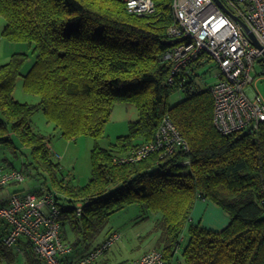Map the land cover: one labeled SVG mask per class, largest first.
<instances>
[{"label":"trees","instance_id":"16d2710c","mask_svg":"<svg viewBox=\"0 0 264 264\" xmlns=\"http://www.w3.org/2000/svg\"><path fill=\"white\" fill-rule=\"evenodd\" d=\"M152 1L154 12L140 14L129 9L128 0H0L3 37L31 49L0 64V147L18 157L25 146L33 158L23 163L24 179L0 191L28 177L39 184L27 193H0V206H9L13 195L56 193L61 237L79 249L95 242L112 214L138 205L156 216L155 248L170 264H264V121L254 133L223 134L216 128L212 84L203 87L196 80L210 56L169 82L171 64L163 57L174 46L173 0ZM31 55L33 63L23 72ZM20 78L24 92L39 97L37 103L14 97ZM173 92L183 95L175 104ZM118 103L132 104L139 117L126 135L103 147L99 141ZM38 111L66 138H94L87 183L60 175L48 137L31 125ZM165 116L189 151L122 161L154 138ZM186 159L189 164H182ZM1 163L6 171L18 170ZM199 199L228 212L230 223L215 231L193 222ZM8 231L4 222L0 264H40L26 236L13 246L5 243Z\"/></svg>","mask_w":264,"mask_h":264},{"label":"built area","instance_id":"2783aa9c","mask_svg":"<svg viewBox=\"0 0 264 264\" xmlns=\"http://www.w3.org/2000/svg\"><path fill=\"white\" fill-rule=\"evenodd\" d=\"M220 2L173 0L174 23L169 34L174 46L163 57L171 64L169 82L210 56L219 65L217 79L211 85L216 128L223 134L254 133L264 121V96L257 87H252L257 83L253 76L256 63L264 68V0ZM128 6L140 14L155 10L152 0H128ZM155 151L167 155L189 151V144L170 116L161 120L151 141L140 145L122 161H139ZM182 164H189V159ZM24 177L21 170H4L0 162V186ZM77 210L80 214V203ZM59 214L54 192L49 191L41 197L32 193L13 195L9 206H0V230L4 222L9 224L5 243L13 246L18 238L26 236L40 264H96L123 237L122 232L113 231L88 254L70 262L66 257L74 249L61 237ZM20 252L23 253L21 249ZM127 264L170 263L160 250L152 248Z\"/></svg>","mask_w":264,"mask_h":264},{"label":"rangeland","instance_id":"374dc122","mask_svg":"<svg viewBox=\"0 0 264 264\" xmlns=\"http://www.w3.org/2000/svg\"><path fill=\"white\" fill-rule=\"evenodd\" d=\"M4 21V17L0 16V25H3L2 22ZM23 44H25L23 46L29 49V46L26 43ZM28 51L30 52L31 49ZM33 60L34 56L31 55L29 61L26 63L23 69V72L29 69L33 63ZM255 69L256 73L253 72V76L255 77V80H257V83H254L252 87H254V89L257 87L264 96V68L260 63H256ZM218 73V62L215 59H210L197 70L196 74L198 77L196 80L199 81V84L205 87V84H213L216 81ZM182 96L183 95L180 92H173L170 97V103H177L182 99ZM14 97L21 102L37 103L39 101V97L37 95H30L24 92L23 80L21 78L17 81V85L14 90ZM138 117V110L132 104H116L111 118L107 122L105 137L100 139V144L103 147H109L111 143L116 141L117 137L126 135L128 133L129 123L131 121L137 120ZM31 125L38 132L43 133L48 137L50 141V145L48 146L53 150L54 159L58 161L60 165V175L71 178L77 184L87 183L91 176V150L95 143L94 138L89 135H81L72 139L62 136L59 132V129L55 126V123L49 121L42 111H38L34 114V116L31 118ZM12 137L14 138L15 142L19 144L18 138L14 134H12ZM58 155H60L61 158H59ZM31 160H33V158L30 154V148L28 147H21V152L18 157L12 152L3 150V148L0 147V161L3 163H13L18 170H25L23 163ZM44 180L45 179L42 176L41 181ZM38 185L37 183L35 184L32 178L28 177L25 182L11 184L8 187L2 189L0 193L8 194L12 191L20 189H25V192H31L33 191L32 187ZM156 220L157 219L155 215L149 216V214L143 213L138 205L128 206L109 217L106 227L95 241L101 239L109 231L118 230L125 233L127 232L123 238V242L126 243L127 250H129L132 248V246L138 244V239H141V237H136V233L138 232H145L144 234L140 235H148L145 238L149 240L159 236L158 231L155 229ZM134 235L136 240L134 239ZM184 238H187V235L184 236ZM147 239L145 240L149 241ZM142 243H145V241H142ZM185 244L186 241L180 248L182 249ZM121 246L122 242L118 241L111 248L112 256H115L118 261H120L122 257L130 255V252H127L123 253V256H121ZM180 253L181 251L179 250L178 254Z\"/></svg>","mask_w":264,"mask_h":264},{"label":"crops","instance_id":"0c3cea01","mask_svg":"<svg viewBox=\"0 0 264 264\" xmlns=\"http://www.w3.org/2000/svg\"><path fill=\"white\" fill-rule=\"evenodd\" d=\"M3 25H0V64H3L7 62L10 58V56L15 52H27L28 48H26L25 44L22 43H13L8 40H6L3 35L2 31L4 28V22H2ZM36 184V182H35ZM37 186H33L32 189H35ZM22 193H27L25 191H22ZM201 207V208H199ZM199 211V217L195 220V217H193V214L196 211ZM192 220L193 222L197 221L201 223V225H210L212 230L220 231L223 228H225L230 223V214L223 210L220 206H218L216 203L207 200V199H199L196 202V205L192 212ZM114 231V230H113ZM118 231V230H117ZM112 231H109L106 235H104L101 239L98 241H95L90 247L87 248H79L74 249L73 253L67 257L70 261H76L80 259L82 256L86 255L87 252L94 249L96 246H98L101 242L105 240V238L111 233ZM122 232V231H120ZM123 233V237L119 242H122L121 246V256H123V253L130 252L129 256L122 257L120 261L115 256H112V251L110 250L107 254H105L98 262L97 264H126L128 261L140 257L142 254H144L146 251L155 248L156 242L158 240L157 238L154 239H147L146 236H141L140 234H144L145 232H138L136 233V237L141 239H138V244L135 246H132L129 250H127L126 243L123 242V238L126 235L125 232ZM135 239V235H134ZM145 239L149 240L146 241ZM136 240V239H135ZM127 241V238H126ZM133 241V240H132ZM142 241H145V243H142ZM186 241V238H184L183 242ZM181 251V248H179Z\"/></svg>","mask_w":264,"mask_h":264},{"label":"bare ground","instance_id":"6f19581e","mask_svg":"<svg viewBox=\"0 0 264 264\" xmlns=\"http://www.w3.org/2000/svg\"><path fill=\"white\" fill-rule=\"evenodd\" d=\"M199 208H201V207H199ZM198 215H199V211L197 210V211L193 214V217H195V220L199 217ZM204 227L209 228V229L212 228L210 225H207V226L204 225ZM114 231H117V230H114ZM112 232H113V231H112ZM73 249H74V248H73ZM70 255H71V254H70ZM36 256H37V255H36ZM37 257H38V256H37ZM67 257H68V256H67ZM67 257H66V260H68ZM38 259H39V258H38ZM39 260H40V259H39ZM78 260H79V259H78ZM132 260H133V259H132ZM68 261H70V260H68ZM76 261H77V260H76ZM70 262H75V261H70ZM128 262H129V261H128ZM128 262H127V263H128ZM127 263H126V264H127Z\"/></svg>","mask_w":264,"mask_h":264},{"label":"water","instance_id":"95a60500","mask_svg":"<svg viewBox=\"0 0 264 264\" xmlns=\"http://www.w3.org/2000/svg\"><path fill=\"white\" fill-rule=\"evenodd\" d=\"M217 1H218L219 3H221L220 0H217ZM221 5H222V4H221ZM256 44H257V43H256ZM251 128H252V126H251L249 129H251Z\"/></svg>","mask_w":264,"mask_h":264}]
</instances>
